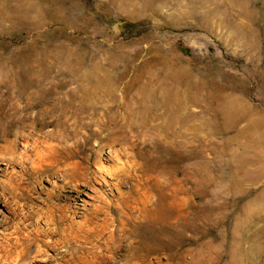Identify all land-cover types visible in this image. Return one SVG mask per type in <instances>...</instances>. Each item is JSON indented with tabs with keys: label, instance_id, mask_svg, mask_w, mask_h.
I'll list each match as a JSON object with an SVG mask.
<instances>
[{
	"label": "rangeland",
	"instance_id": "1",
	"mask_svg": "<svg viewBox=\"0 0 264 264\" xmlns=\"http://www.w3.org/2000/svg\"><path fill=\"white\" fill-rule=\"evenodd\" d=\"M0 155V264H264V0H0Z\"/></svg>",
	"mask_w": 264,
	"mask_h": 264
},
{
	"label": "bare ground",
	"instance_id": "2",
	"mask_svg": "<svg viewBox=\"0 0 264 264\" xmlns=\"http://www.w3.org/2000/svg\"><path fill=\"white\" fill-rule=\"evenodd\" d=\"M48 122H43V126H47ZM5 154V153H2ZM2 156L0 155V158ZM8 163L11 162V156L6 157ZM44 171H48L46 167L42 168H32L30 171L31 177L34 179V181H37L39 175L43 173ZM64 173V172H62ZM63 176V174H62ZM74 214L73 210L65 211V209L59 214L55 213L54 208L49 207L48 209V223H52L58 230L64 229L66 227H71L72 231V238L71 239H64L62 238L61 244L63 249L59 250L56 249L54 251V254L52 257L46 258L48 259V264H88L87 260H82L81 255H82V247L79 244V232H80V227L77 222L72 220V224L68 223V217L69 214ZM128 235H125L126 237ZM45 242L42 243V239H39L37 237H33L30 241L22 244V248H20L17 251V255L13 260H16L14 264H18L20 261H26V264H31L30 261L32 262H42L45 261V258H42L39 256L40 254V247L44 245ZM108 250L111 251H116L120 250L121 248H107ZM147 249V250H146ZM124 251V258L125 262L123 264H132L131 261H143L149 257V253L152 251H155L156 248H122ZM84 252V251H83ZM85 252H87L85 250ZM63 259V260H62ZM62 262V263H60ZM6 264H9L11 262L7 261L5 262ZM25 263V262H24ZM24 263H19V264H24Z\"/></svg>",
	"mask_w": 264,
	"mask_h": 264
}]
</instances>
